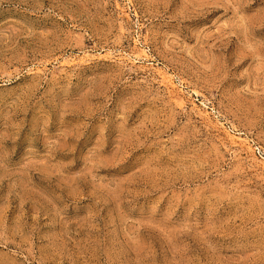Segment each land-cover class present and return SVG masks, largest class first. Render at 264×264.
Segmentation results:
<instances>
[{"label":"rangeland","instance_id":"obj_1","mask_svg":"<svg viewBox=\"0 0 264 264\" xmlns=\"http://www.w3.org/2000/svg\"><path fill=\"white\" fill-rule=\"evenodd\" d=\"M0 264H264V0H0Z\"/></svg>","mask_w":264,"mask_h":264}]
</instances>
